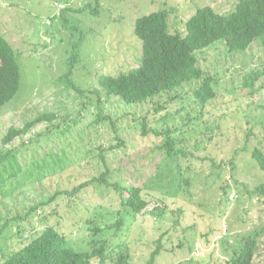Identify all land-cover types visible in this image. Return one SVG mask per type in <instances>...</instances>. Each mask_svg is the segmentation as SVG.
Instances as JSON below:
<instances>
[{"label": "rangeland", "instance_id": "obj_1", "mask_svg": "<svg viewBox=\"0 0 264 264\" xmlns=\"http://www.w3.org/2000/svg\"><path fill=\"white\" fill-rule=\"evenodd\" d=\"M239 1L0 0V33L15 49L22 75L16 96L0 107V150L16 149L28 165L18 181L3 182L0 176V226L9 221L0 234V264L48 225L64 232L76 250H92L98 238L109 240L113 261L94 259L93 264H120L128 256L134 264H145L159 238L163 250L156 264H228L243 238L259 232L256 260L264 264V198L256 193L264 171L253 157L256 148L264 151V76L254 89L242 88L247 73L264 68L261 43L231 53L219 41L196 52L198 65L218 82V96L206 106L194 95L196 83L138 104L94 92L100 75L140 65L138 18L170 8L171 31L185 35L188 19L199 8L211 5L227 14ZM80 38L81 58L72 80L82 91L70 88L65 76L71 42ZM101 96V112L115 125L111 119L94 122ZM160 105L164 109L157 112ZM48 111L73 130L49 140L45 133L53 135L52 124L44 122L3 147L11 126L22 127ZM167 113L170 119H158ZM144 120L161 134L144 135ZM168 129L186 155L162 152L168 136L162 131ZM118 135L124 142L115 147ZM100 145L112 147L106 162L98 155ZM108 169L110 181L141 186L149 201L147 211L136 217L122 212L125 225L119 232L96 236L93 229L121 218L119 197L111 200L113 188L92 184L43 205L58 190H73ZM155 206L165 213L150 214Z\"/></svg>", "mask_w": 264, "mask_h": 264}, {"label": "trees", "instance_id": "obj_2", "mask_svg": "<svg viewBox=\"0 0 264 264\" xmlns=\"http://www.w3.org/2000/svg\"><path fill=\"white\" fill-rule=\"evenodd\" d=\"M171 12L170 8H163L136 20L135 34L143 43V56L140 65L119 75H112L111 73L100 75L98 77L100 88L94 92L100 94L103 91L106 97L116 95L120 96L127 104H138L164 94L172 96L170 92L187 84L196 83L194 95L201 105L206 106L218 96L216 88L218 82L214 75L206 72L198 65L199 59L196 52L203 51L219 41H224L231 53L246 52L256 41H259L264 48V0H240L235 9L227 14L217 11L211 5L199 8L188 19L185 35L171 31ZM81 42V38L71 42L68 58L70 68L65 73L68 86L78 91H82V89L72 80V76L74 69L80 62ZM263 76L264 68L253 69L244 76L242 88L254 89ZM21 78V66L16 57L15 49L0 33V107L6 105L16 96L20 89ZM102 100L103 97L101 96L98 101L99 112L94 122L111 119L115 125L111 116L103 115L101 112ZM162 109L164 108L160 105L157 112ZM169 115L170 113L163 114L158 119H170L168 118ZM58 120V113L48 111L27 121L22 127L11 126L3 136L2 145L6 148L15 140L30 135L34 127L44 122L52 124L50 131L52 130L53 135H49V132L45 133L46 139L48 137L49 140H52L56 134L63 136L68 131L73 130L69 124L63 128L60 122H56ZM142 129L144 135L151 132L158 136L161 134L157 128H148L145 120ZM162 132L168 135L167 138L163 139L161 145L163 153L169 157L187 154L185 150L175 147L177 141L172 136V129ZM79 135L82 134L79 133ZM117 137L120 139V143L115 147L124 142L119 135ZM26 143L29 141L24 142L23 145L25 146ZM110 147L102 145L99 148L100 153L98 155L105 162L106 153L112 148ZM48 153L51 156L55 154V152ZM253 157L264 171V151L256 148ZM65 159L67 158L65 157ZM24 160L25 156L21 157L16 149L0 150V176L3 178V182L20 180L22 171L28 166ZM110 174L112 175V172L108 169L73 190H58L43 205L54 202L60 195L75 196L83 188L92 184L113 188L116 195L111 200L119 197L122 206L119 211L121 218L105 228L95 225L93 229L96 236L113 229L117 233L125 225L122 212H127V214L136 217L147 211L149 201L143 196L144 189L141 186L123 184L121 181H110L108 178ZM17 183H22V181ZM256 193L264 198V183L256 187ZM165 211L163 207L155 206L150 214L163 215ZM18 219L14 218L16 221H19ZM8 223L9 221L0 226V234L5 227L9 226ZM259 237V232L244 237L243 244L235 249L228 264H258L256 256L259 248ZM26 238L23 246L10 254L1 264H93L94 259H99L102 263L108 259L113 261L111 256L113 244L106 238L94 240L93 249L89 251L74 249L70 245L68 236L54 225H48L41 233L32 234ZM155 243L156 248L145 264H156L157 257L162 253V239L159 238ZM118 261L120 264H134L130 262L129 256Z\"/></svg>", "mask_w": 264, "mask_h": 264}]
</instances>
